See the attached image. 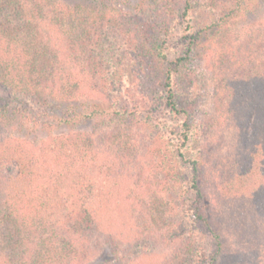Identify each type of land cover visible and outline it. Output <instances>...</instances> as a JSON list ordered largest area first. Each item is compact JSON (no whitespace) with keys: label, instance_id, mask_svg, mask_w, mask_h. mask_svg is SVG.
Here are the masks:
<instances>
[{"label":"rangeland","instance_id":"rangeland-1","mask_svg":"<svg viewBox=\"0 0 264 264\" xmlns=\"http://www.w3.org/2000/svg\"><path fill=\"white\" fill-rule=\"evenodd\" d=\"M181 1L56 0L74 9L72 19L65 18L68 28L64 31L81 34L96 22L111 61V68L105 69L114 74L115 82L107 96L112 98V105L132 115L123 122L116 116L96 114L78 124L59 125L53 130V137L85 134L93 142L91 155L99 166L104 170L113 164L124 167L121 181L126 201L137 200L146 191L142 201L145 208L151 207L156 198L166 203L177 199L179 190L160 188L151 173L144 139L147 124L166 136L173 128L180 130L181 121L175 120L163 106V77L169 62L187 56L174 75L172 90L178 106L187 113L193 155L206 150L202 154L206 211L224 240L229 261L264 264V101L256 91L251 92L255 81L252 71L264 70V0H254L247 12L233 20L224 19L236 7V0H190L187 14H183ZM19 37L22 43L16 48L7 41L5 49L0 40V63L2 67L7 61L11 62L10 67L19 65L18 71L26 75L32 72L35 55L25 48L30 38L25 33ZM157 45H161L165 62L156 57ZM74 66L76 76L80 77V64ZM243 71L241 77L239 73ZM218 80H234L233 84L239 87L232 103L224 98L221 116L215 106ZM246 88L250 89V96L245 95ZM45 91L48 99L55 100L48 95V88ZM19 100L25 102L22 97ZM107 105L108 99L98 92L84 89L60 107L71 106L86 115L94 110L103 111ZM34 107L33 120L40 122L47 118ZM48 132L42 126L27 123L22 127L16 120L3 121L0 150L24 145L41 160ZM57 152L49 155L44 152L42 160L56 165ZM190 174L184 170L185 181ZM120 211L122 214L116 216L121 222L141 224L143 228L145 215L138 208L126 202ZM177 216L186 232L197 235L195 250L206 253L199 264H207L205 259L214 249L210 238L204 234L205 238L193 223L192 212L179 210ZM167 223L168 216L164 225ZM144 237L133 245L118 247L99 238L102 248L86 264H169L175 259L167 242ZM186 259L188 264H196L198 260L194 254L183 258Z\"/></svg>","mask_w":264,"mask_h":264},{"label":"trees","instance_id":"trees-1","mask_svg":"<svg viewBox=\"0 0 264 264\" xmlns=\"http://www.w3.org/2000/svg\"><path fill=\"white\" fill-rule=\"evenodd\" d=\"M235 2L236 7L228 11L224 20L241 17L255 3L254 0ZM181 3L183 14H187L190 0ZM72 8L56 0H0L1 42L5 46L8 41L10 47L16 48L22 43L19 35L25 33L30 38L25 48L35 55L32 72L26 75L18 71L19 65L10 67L11 62L7 61L2 67L0 63V123L16 120L22 127L27 123L42 126L49 130V140L42 152L49 155L58 151L56 165L52 166L42 160L43 153L40 160L24 145L0 150V264H86L101 250L103 243L99 238L118 247L133 245L143 236L146 240L159 239L172 246L176 257L169 264H188L183 258L193 254L199 264L206 253L195 250L197 235L184 230L178 220L179 210L192 212L193 223L203 231V236L210 238L214 249L205 259H208L207 264H240L235 259L229 261L224 240L206 211L202 186V154L206 150L193 155L187 113L178 106L172 90L174 75L187 56L169 62L163 77V106L175 120L181 121L180 130L173 128L166 136L147 124L144 139L151 173L160 188L168 186L170 190H179L177 199L166 203L156 198L151 207L145 208L142 201L146 191L139 199L126 201L121 181L124 167L113 164L104 170L99 166L91 155L93 142L85 134L53 137V130L59 125L78 124L96 114L116 116L123 122L132 115L112 105V98L107 96L115 82L114 74L105 69L111 68V61L106 56V44L96 22L81 34L64 31L68 28L65 18L72 19ZM155 51L156 57L165 62L161 45H157ZM13 63L17 64L18 60ZM78 64L80 77L76 76L74 66ZM244 72L239 75L242 77ZM252 72L255 81L251 92L256 91L264 101V70ZM233 82L218 80L215 106L219 116L224 113V98L229 103L236 100L239 87ZM226 85H230L228 89ZM46 88L55 100L46 97ZM84 89L95 90L108 99L106 109L84 115L71 106L60 107ZM244 92L246 96L251 94L249 88ZM20 97L25 102L20 101ZM13 102L17 105H12ZM34 106L47 118L40 122L33 120ZM184 170L191 173L187 181L183 178ZM126 202L145 215L143 228L141 224L132 226L121 222L116 216L122 214L120 210ZM167 216L168 223L164 225ZM117 240L119 242H115Z\"/></svg>","mask_w":264,"mask_h":264}]
</instances>
